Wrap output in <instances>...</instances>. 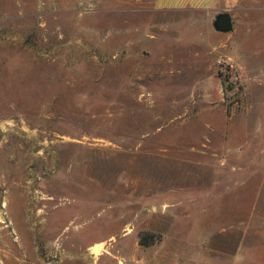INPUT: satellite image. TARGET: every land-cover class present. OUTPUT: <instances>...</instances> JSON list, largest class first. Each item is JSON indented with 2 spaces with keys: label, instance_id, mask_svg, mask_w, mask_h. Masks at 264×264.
Wrapping results in <instances>:
<instances>
[{
  "label": "rangeland",
  "instance_id": "rangeland-1",
  "mask_svg": "<svg viewBox=\"0 0 264 264\" xmlns=\"http://www.w3.org/2000/svg\"><path fill=\"white\" fill-rule=\"evenodd\" d=\"M119 263L264 264V0H0V264Z\"/></svg>",
  "mask_w": 264,
  "mask_h": 264
},
{
  "label": "crops",
  "instance_id": "crops-1",
  "mask_svg": "<svg viewBox=\"0 0 264 264\" xmlns=\"http://www.w3.org/2000/svg\"><path fill=\"white\" fill-rule=\"evenodd\" d=\"M215 0H156V6L161 10L193 8L202 11L210 10Z\"/></svg>",
  "mask_w": 264,
  "mask_h": 264
},
{
  "label": "water",
  "instance_id": "water-1",
  "mask_svg": "<svg viewBox=\"0 0 264 264\" xmlns=\"http://www.w3.org/2000/svg\"><path fill=\"white\" fill-rule=\"evenodd\" d=\"M213 28L216 32L227 34L233 29L232 18L228 14H219L215 17ZM121 264V263H119Z\"/></svg>",
  "mask_w": 264,
  "mask_h": 264
},
{
  "label": "bare ground",
  "instance_id": "bare-ground-1",
  "mask_svg": "<svg viewBox=\"0 0 264 264\" xmlns=\"http://www.w3.org/2000/svg\"><path fill=\"white\" fill-rule=\"evenodd\" d=\"M92 251H94L96 253V252H98V249L92 248Z\"/></svg>",
  "mask_w": 264,
  "mask_h": 264
}]
</instances>
